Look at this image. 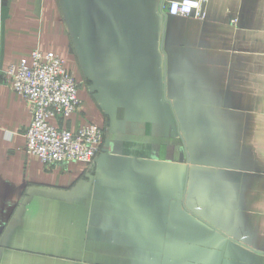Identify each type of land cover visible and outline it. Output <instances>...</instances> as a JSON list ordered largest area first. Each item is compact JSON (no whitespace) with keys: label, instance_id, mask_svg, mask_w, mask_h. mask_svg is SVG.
I'll list each match as a JSON object with an SVG mask.
<instances>
[{"label":"crops","instance_id":"1","mask_svg":"<svg viewBox=\"0 0 264 264\" xmlns=\"http://www.w3.org/2000/svg\"><path fill=\"white\" fill-rule=\"evenodd\" d=\"M0 0V264H264V0ZM55 53L106 130L92 163L26 153L7 71Z\"/></svg>","mask_w":264,"mask_h":264},{"label":"built area","instance_id":"2","mask_svg":"<svg viewBox=\"0 0 264 264\" xmlns=\"http://www.w3.org/2000/svg\"><path fill=\"white\" fill-rule=\"evenodd\" d=\"M204 1L182 0L168 6L171 15L204 19ZM9 86L27 103L32 116L26 132V153L46 166L92 163L101 150L106 130L83 125L77 132L54 125L79 112V84L55 53L33 51L7 71Z\"/></svg>","mask_w":264,"mask_h":264}]
</instances>
